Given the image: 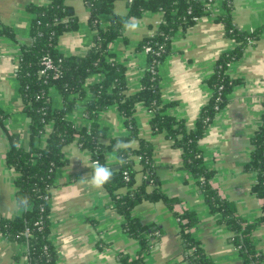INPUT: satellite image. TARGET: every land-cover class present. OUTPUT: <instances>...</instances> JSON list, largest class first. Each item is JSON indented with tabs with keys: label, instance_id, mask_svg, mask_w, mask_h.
Returning a JSON list of instances; mask_svg holds the SVG:
<instances>
[{
	"label": "crops",
	"instance_id": "1",
	"mask_svg": "<svg viewBox=\"0 0 264 264\" xmlns=\"http://www.w3.org/2000/svg\"><path fill=\"white\" fill-rule=\"evenodd\" d=\"M78 20L74 31L61 34L58 49L65 56L86 54L94 42L89 24V8L83 0H67ZM49 0H0V108L8 114L0 126V218L12 219L20 213L15 192L17 172L6 162L10 134L19 137V144L28 148L30 119L24 112L17 74L18 56L23 44L30 43V27L35 13L29 5L44 6ZM232 20L242 30L262 28L260 36L251 40L242 56L232 62L229 73L240 81L234 86L224 108L217 112L200 139L199 146L206 167L214 172L211 184L219 194L233 201L237 214L253 221L262 211L263 200L252 191L255 174L245 171L250 159L253 136L263 113L264 103V1L233 0ZM127 0H115V13H127ZM220 2L213 5L209 15L198 18L186 30H179L171 40L170 52L159 66L161 94L168 104L166 112L195 126L203 106L211 96L207 79L214 73L219 55L235 47L226 36L224 25L217 21L222 13ZM110 15L102 17L109 22ZM163 19L161 12H146L135 18L138 28L125 32L110 43L112 57L125 65L127 93L141 88V79L148 63V54L139 48L141 42L153 36ZM4 27L9 29L5 31ZM101 77L92 74L88 82ZM52 105L60 107L62 98L51 88ZM153 114L143 103H137L134 118L139 136L153 144V158L161 190L177 199L173 209L163 201L144 200L137 204L132 215L143 224L160 227L161 234L149 255L150 264H189L184 257L180 238V214L194 211L198 221L191 228L217 264H243L237 248L231 242V232L219 223V214L209 210L194 177L182 167V150L164 133L151 127ZM69 117L79 128L90 125L79 104ZM98 121L107 129L108 137L127 136L130 132L118 105L113 104L99 114ZM51 127H47L38 145L46 143ZM137 147L136 140L126 143ZM67 163L57 169L55 186L50 197V238L57 255V264H119V256H135L140 244L122 228L124 217L114 208L110 193L103 186H91L92 167L96 164L78 140L63 148ZM115 164L116 152L106 155ZM85 162L88 164H85ZM135 183L144 178L136 161ZM87 176V177H85ZM85 177V178H84ZM84 178V179H82ZM152 185L147 190L151 191ZM125 193L126 188L118 189ZM183 220L182 222H185ZM255 243L264 241V227L252 234ZM26 245L11 241L0 233V264H29Z\"/></svg>",
	"mask_w": 264,
	"mask_h": 264
},
{
	"label": "trees",
	"instance_id": "2",
	"mask_svg": "<svg viewBox=\"0 0 264 264\" xmlns=\"http://www.w3.org/2000/svg\"><path fill=\"white\" fill-rule=\"evenodd\" d=\"M67 0H49L44 6L29 5L35 13L30 27L31 41L23 44L18 56L17 74L20 80V92L23 110L30 119L29 147L19 144V137L10 134L6 162L17 172L15 177V197L20 213L12 219L0 218V233L11 241L26 245L25 256L29 264H57V255L50 238V197L55 186L57 169L67 163L64 146L75 139L79 147L87 150L96 163L106 165L113 170L112 179L104 185L112 197L114 208L124 217L123 230L137 239L140 247L135 256L121 254L119 264H150L147 256L157 243L161 229L155 225L143 224L132 215L135 206L144 200L163 201L173 209L177 199L165 194L159 185L157 166L153 158V144L141 138L134 118L137 103H143L152 112L151 127L157 133H164L173 144L181 148L182 167L196 180L209 210L219 214V223L231 232V242L237 248L243 264H264V241L255 243L253 232L264 227V103L261 120L251 137L252 150L245 171L255 174L252 191L263 200L261 213L251 222L237 214L233 201L222 197L211 184L214 172L204 163L199 146L209 124L217 112L228 102L230 93L239 83L229 73V64L238 60L245 49L260 36L262 28L253 31L240 29L233 23V0H127V13H115V0H83L89 8V24L94 32V42L86 54L65 56L58 49L59 37L66 31L78 27L77 17ZM220 2L222 13L217 21L225 28L227 37L235 42V47L222 52L214 69L207 79L211 96L203 106L195 126L189 128L184 120L166 112L168 104L161 94L159 66L171 49L172 37L179 30L193 26L198 18L209 15L213 5ZM146 12L163 13L156 33L144 39L139 48L148 52V63L141 79V88L135 93H127L125 65L112 57L110 43L123 31V21L140 18ZM110 15L109 22L102 17ZM5 31L9 29L4 27ZM44 57L51 58L54 68L44 74ZM101 77L89 83L92 74ZM54 88L62 98V105H52L50 91ZM90 125L79 128L69 114L79 105ZM117 104L119 111L129 127L127 136L108 137L107 129L102 126L99 114L111 105ZM8 118L0 108V126ZM51 127L46 143L38 145L47 127ZM123 147L116 152L117 162L109 164L107 153L113 151L117 141ZM138 142L137 147L126 145ZM120 158L125 161L120 163ZM144 178L139 185L135 183L136 161ZM152 185L151 191L147 188ZM126 188L125 193L118 189ZM20 197H27L29 204L25 210ZM181 221L180 238L184 257L189 264H217L206 253L201 242L191 234V228L197 223L194 211H185L178 215ZM186 220L185 222H182Z\"/></svg>",
	"mask_w": 264,
	"mask_h": 264
},
{
	"label": "clouds",
	"instance_id": "3",
	"mask_svg": "<svg viewBox=\"0 0 264 264\" xmlns=\"http://www.w3.org/2000/svg\"><path fill=\"white\" fill-rule=\"evenodd\" d=\"M137 28H138V22L135 20V18H129L128 20L123 21V30L125 32L135 31L137 30ZM122 147H123V143L118 140L116 145L113 148V152L119 151ZM124 162L125 161L123 160V158H120V163L123 164ZM85 164L87 163L85 162ZM91 169L92 171H91L90 183H91V186L94 188H97V189L102 188L113 177V170L106 165L100 164L99 162H97L94 165V167H92ZM19 199H20L21 206L25 210H27L28 204H29L28 198L20 197Z\"/></svg>",
	"mask_w": 264,
	"mask_h": 264
},
{
	"label": "built area",
	"instance_id": "4",
	"mask_svg": "<svg viewBox=\"0 0 264 264\" xmlns=\"http://www.w3.org/2000/svg\"><path fill=\"white\" fill-rule=\"evenodd\" d=\"M160 24L163 23V19L159 22ZM153 49L150 46H147L145 48V51L148 53L150 51H152ZM44 67L40 70V74H44L46 72L47 69L49 68H54V64L51 61V58L48 57H44L43 61H42ZM231 64V63H230ZM229 64V66H230ZM96 163V162H95Z\"/></svg>",
	"mask_w": 264,
	"mask_h": 264
},
{
	"label": "rangeland",
	"instance_id": "5",
	"mask_svg": "<svg viewBox=\"0 0 264 264\" xmlns=\"http://www.w3.org/2000/svg\"><path fill=\"white\" fill-rule=\"evenodd\" d=\"M93 162H95V161H93Z\"/></svg>",
	"mask_w": 264,
	"mask_h": 264
},
{
	"label": "water",
	"instance_id": "6",
	"mask_svg": "<svg viewBox=\"0 0 264 264\" xmlns=\"http://www.w3.org/2000/svg\"><path fill=\"white\" fill-rule=\"evenodd\" d=\"M264 1V0H263Z\"/></svg>",
	"mask_w": 264,
	"mask_h": 264
}]
</instances>
